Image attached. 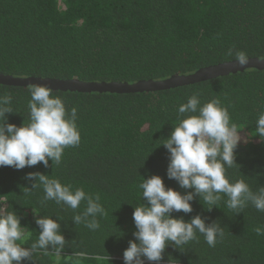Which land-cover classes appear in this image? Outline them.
Returning a JSON list of instances; mask_svg holds the SVG:
<instances>
[{"label": "trees", "instance_id": "obj_1", "mask_svg": "<svg viewBox=\"0 0 264 264\" xmlns=\"http://www.w3.org/2000/svg\"><path fill=\"white\" fill-rule=\"evenodd\" d=\"M233 46L248 58H264V0H0V74L14 77L158 81L234 61L227 55ZM193 93L201 105L218 98L241 131L237 164L226 168L230 182L244 179L253 191L264 186V137L255 131L264 111V71L248 69L152 93L53 91L69 112L77 109L80 143L66 147L56 165L49 160L48 167H0V210L16 211L28 227L32 235L25 247L38 239L36 214L60 219L66 244L59 253L51 246L39 249L22 264H124L123 253L135 239L134 207L144 202V177L160 175L168 187L192 191L168 179L169 153L162 144L182 118L179 106ZM4 94L12 97L8 122L28 123L29 87L0 85ZM32 172L99 195L107 213L97 217L100 227L74 223L86 201L73 210L44 201L42 185L29 189L36 180L25 177ZM221 197L211 210L197 197L191 213L173 216L218 221L223 239L209 247L198 233L179 249L169 245L158 264L170 258L171 264H264V236L255 232L264 225V212L249 203L237 214L227 207L228 197Z\"/></svg>", "mask_w": 264, "mask_h": 264}, {"label": "clouds", "instance_id": "obj_2", "mask_svg": "<svg viewBox=\"0 0 264 264\" xmlns=\"http://www.w3.org/2000/svg\"><path fill=\"white\" fill-rule=\"evenodd\" d=\"M227 55L235 56L240 66L249 62L246 52L235 46ZM29 92V122L21 126L8 122L7 114L12 113L11 95H0V167L22 170L41 162L48 167L49 160L56 165L66 147L80 143L77 109L73 107L69 112L63 99L54 95L50 86L33 84ZM178 113L182 118L162 144L169 153L167 177L177 181L180 188L192 191L181 192L168 187L160 175L144 177L139 185L144 202L134 207L135 239L129 241L123 253L124 264H145L146 260L158 264L169 245L179 249L196 240L198 233L209 247H215L224 237L223 226L218 221L207 223L202 215L190 220L173 216L174 212L191 213L192 202L197 197L211 206L207 210L215 207L221 194H225L227 207L237 214L249 203L264 212V186L253 191L244 179L230 182L226 175V168L237 164L236 150L243 139L238 126L231 122L228 108L218 98L201 105L199 93H193L179 106ZM255 131L256 136L264 137V111L258 114ZM25 179L36 180L29 189L43 186L44 201L54 200L73 210L86 201L85 210L73 218L75 224L83 223L96 230L100 227L97 217L107 214L99 202L100 196L88 194L83 188L73 190L71 185L40 172L28 173ZM59 220L36 214L39 236L25 247L24 242L32 235L25 231L28 227L21 224L16 211L0 210V264L31 261L37 250H48L49 246L59 253L66 244ZM255 232L257 236H264V225H257ZM172 260L170 258L169 264Z\"/></svg>", "mask_w": 264, "mask_h": 264}, {"label": "water", "instance_id": "obj_3", "mask_svg": "<svg viewBox=\"0 0 264 264\" xmlns=\"http://www.w3.org/2000/svg\"><path fill=\"white\" fill-rule=\"evenodd\" d=\"M248 69H257L264 71V58H249L247 65L240 66L234 60L205 67L193 74L173 75L165 80H145L137 83L128 82H85L79 79H53L39 77H14L11 75L0 74V85L11 87H30L33 84L50 86L53 91L62 92H80V93H117V94H134V93H152L160 92L179 87L194 85L197 83L228 76L237 72H245Z\"/></svg>", "mask_w": 264, "mask_h": 264}]
</instances>
